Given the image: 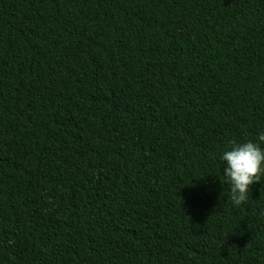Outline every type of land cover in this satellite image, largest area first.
<instances>
[{"label":"trees","instance_id":"obj_1","mask_svg":"<svg viewBox=\"0 0 264 264\" xmlns=\"http://www.w3.org/2000/svg\"><path fill=\"white\" fill-rule=\"evenodd\" d=\"M262 132L264 0H0V264H264Z\"/></svg>","mask_w":264,"mask_h":264},{"label":"clouds","instance_id":"obj_2","mask_svg":"<svg viewBox=\"0 0 264 264\" xmlns=\"http://www.w3.org/2000/svg\"><path fill=\"white\" fill-rule=\"evenodd\" d=\"M262 145H264V132L260 133L255 141H231L228 149L221 156V160L226 165L223 176L229 185L230 200L237 207L248 203L249 192L254 184L264 183L261 179L264 176ZM261 193L264 196V188L261 189Z\"/></svg>","mask_w":264,"mask_h":264}]
</instances>
